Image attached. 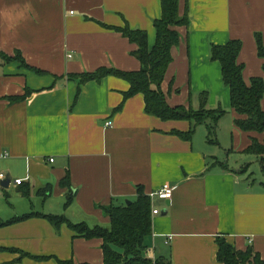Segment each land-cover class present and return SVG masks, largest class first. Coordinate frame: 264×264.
I'll return each instance as SVG.
<instances>
[{
    "label": "crops",
    "instance_id": "1",
    "mask_svg": "<svg viewBox=\"0 0 264 264\" xmlns=\"http://www.w3.org/2000/svg\"><path fill=\"white\" fill-rule=\"evenodd\" d=\"M161 4L0 0V53L15 57L21 52L32 69L42 71L0 59V175L10 180L0 194V264H104L102 240L80 237L68 225L57 229L42 216L25 217L57 215L74 225L111 228L105 207L135 202L141 187L151 197L165 184L177 188L170 200L151 201L160 213L152 216L147 258L223 264L216 243L223 236L238 250L252 246L264 261L263 157L248 152L253 139L264 144V135L237 128L241 117L232 107L220 63L210 56L213 44L239 40L245 82L264 77L256 41L258 34L264 41V0H180V16L187 12L190 22L177 28L180 45L172 50L161 87L173 108L199 110L205 94L208 110L226 112L219 126L231 118L227 159L252 154V160L234 166L209 156L197 144L202 125L190 141L173 134H185L191 122L147 114L143 94L124 99L130 89L125 79L108 76L80 85L72 78L100 68L138 72L142 64L133 55L138 45L106 26L142 29L153 48ZM27 90L33 95L12 101ZM205 142L220 145L218 138ZM253 163L261 167L262 178L241 175ZM20 179L21 186L15 184Z\"/></svg>",
    "mask_w": 264,
    "mask_h": 264
},
{
    "label": "trees",
    "instance_id": "2",
    "mask_svg": "<svg viewBox=\"0 0 264 264\" xmlns=\"http://www.w3.org/2000/svg\"><path fill=\"white\" fill-rule=\"evenodd\" d=\"M180 0H162V17L154 21V28L157 36L155 45L150 48L148 44L147 32L142 29H131L129 24L125 27L114 28L106 26L123 33L129 41L138 45V50L133 53L137 60L141 61L142 67L138 72L121 71L116 68H100L93 73H83L74 75L72 78L80 80V85L89 82H101L108 76L125 79L130 84V89L125 93L124 99L135 95L143 94L145 97L146 112L151 116H156L163 121H190L191 128L185 134L173 132L183 140H192L196 129L205 124L207 126V140L213 143L217 138L219 122L226 112L224 110H208L207 97L203 94L202 103L199 110L192 107L173 108L167 103V98L163 89L167 71L173 62L172 50L180 45V34L178 27L188 26L190 19L187 12L181 17L179 13ZM258 44V56L264 59V41L261 34L256 36ZM243 43L239 40H230L226 45L211 46L210 56L213 61H218L223 72L224 86L230 89L232 107L241 117L235 121V125L242 132H252L264 135V109L262 100L264 99V77L251 79L248 85L244 80V67L239 64V55L242 51ZM0 59L4 61H18L22 66L42 74V71L31 68L18 52L15 57H10L4 52L0 53ZM264 71V65H263ZM34 92V91H33ZM27 90L23 97L12 99H26L33 95ZM120 108L116 109L120 111ZM211 122V124H209ZM248 152L257 156H262V170L264 173V144L253 139V143ZM68 179L63 181V186H69ZM138 199L126 206L105 207L106 216L110 219L111 228L97 226L90 228L82 225H74L64 216L43 215L41 213L30 214L25 218L42 216L46 218L55 228L60 229L62 225H68L78 236L88 240L100 239L103 242L104 264H172L171 260L165 256H159L152 260L145 256L149 249L148 238L153 235L152 225V199L146 195L143 188L138 189ZM71 198L69 202H71ZM69 205V203H68ZM218 246L217 260L223 264H264V261L252 246L245 251L238 250L230 244L223 236L216 238ZM63 264H74L68 261Z\"/></svg>",
    "mask_w": 264,
    "mask_h": 264
},
{
    "label": "rangeland",
    "instance_id": "3",
    "mask_svg": "<svg viewBox=\"0 0 264 264\" xmlns=\"http://www.w3.org/2000/svg\"><path fill=\"white\" fill-rule=\"evenodd\" d=\"M230 120H231V118L227 117L225 120H223L222 126L218 127L217 138H218V141L220 142L219 146H212V145H209L205 142V139H206L208 133L206 132V127L204 125L199 127L198 131H200V132H197L196 136H198V134L200 133L199 134L200 136H198V138H197V144L199 142L201 144V146L206 149V151H207L206 153L209 156H217L218 158H220V160H228L229 163H231L232 165L235 166V165H238L237 163L241 162L242 160L246 162V161L252 160L255 156L252 154H248L249 156L246 155V156H242V157L241 156L235 157L234 154H231L230 158L227 159V157L229 156V154H228L229 150L231 149L230 144H231V137L233 135L232 130H231V121ZM251 166H255V168L253 167V169H252ZM251 166H250L251 169H249V171L247 173H241V175L242 176L249 175L251 178H255V179H257V177L262 178L263 176H262L261 167H259V164L253 163V164H251ZM256 166H257V168H256ZM253 172L255 174H253ZM146 255H148V253H146Z\"/></svg>",
    "mask_w": 264,
    "mask_h": 264
},
{
    "label": "built area",
    "instance_id": "4",
    "mask_svg": "<svg viewBox=\"0 0 264 264\" xmlns=\"http://www.w3.org/2000/svg\"><path fill=\"white\" fill-rule=\"evenodd\" d=\"M112 125L111 122H109L108 127H110ZM51 162H53L54 160L51 159ZM7 177L4 176L3 174L0 175V182L5 181ZM24 180L20 179V180H16L15 184L21 186V184H23ZM177 187L173 186V185H169V184H165L161 189H159L157 192L153 193L151 196V199H154L155 197H159L160 199L163 200H170L172 198V194L175 191ZM4 187L0 184V194L3 192ZM160 213V210H153V216H157ZM172 242V237H168L167 238V244Z\"/></svg>",
    "mask_w": 264,
    "mask_h": 264
},
{
    "label": "water",
    "instance_id": "5",
    "mask_svg": "<svg viewBox=\"0 0 264 264\" xmlns=\"http://www.w3.org/2000/svg\"><path fill=\"white\" fill-rule=\"evenodd\" d=\"M10 180L8 178L5 179V181H2L1 184L3 185V187L6 189L10 186ZM130 201H127V204H130Z\"/></svg>",
    "mask_w": 264,
    "mask_h": 264
}]
</instances>
